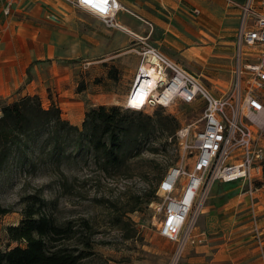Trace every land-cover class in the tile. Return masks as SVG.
<instances>
[{"label": "rangeland", "instance_id": "374dc122", "mask_svg": "<svg viewBox=\"0 0 264 264\" xmlns=\"http://www.w3.org/2000/svg\"><path fill=\"white\" fill-rule=\"evenodd\" d=\"M87 13L83 15L94 17ZM48 19L52 21L51 17ZM236 28L230 31L231 36L218 38V41L226 42L217 45V54L207 61L191 54H179L169 42L162 44L165 33L161 29L154 37L159 39L162 45L158 46L165 55L193 73L215 95L221 96L233 90L234 40L239 26ZM106 29L115 33L105 35L103 40L75 37L54 41L53 54L34 61L40 70L38 77L44 80L43 88L39 87V93L35 95L41 98L44 107L57 105L62 117L79 127L92 106L124 107L142 61L137 52L141 43L136 36L120 29ZM150 41L147 39L152 44ZM19 93L22 90L16 91ZM20 96L23 95L1 97L0 109L4 103ZM161 107L165 114L177 118L180 124L177 134L156 133L149 142L135 148L121 166H109L106 171L103 170V159L96 158L91 151H77L72 146L67 147L59 160L54 159L50 148L42 152L41 139L16 150L0 175V202L13 209L0 219V247H6L5 228L21 219L23 196L39 191L51 203V212L61 221H73L80 231H85L83 220L91 224L94 253L86 259L87 264H188L187 257L199 256L194 250L187 255L186 250L208 244L209 232L202 234L205 237L202 242L189 243L180 255L177 244L160 234L164 212L157 184L163 171L167 173L177 164L192 166V150H184L182 142L187 140L192 144L195 134L203 128L204 108L199 102L178 100L169 107L158 105L141 111L154 115ZM183 131L187 132L186 137L182 136ZM260 179H264V174ZM217 183L214 181L208 187L202 210L195 218V214L191 216L195 221L194 233L207 230L208 222L202 212ZM246 184L239 187L238 193L246 191L250 185ZM253 187L261 186L253 184ZM217 202H221L220 196ZM132 207L136 209L130 211ZM257 218L259 224V215ZM250 219L255 220L253 216L247 218L249 223ZM219 221L222 222L221 217ZM244 230L248 231L246 247L240 254L247 260L242 264H253L255 259L264 264V227L256 233L250 223ZM15 245L17 243H12L11 247Z\"/></svg>", "mask_w": 264, "mask_h": 264}, {"label": "built area", "instance_id": "2783aa9c", "mask_svg": "<svg viewBox=\"0 0 264 264\" xmlns=\"http://www.w3.org/2000/svg\"><path fill=\"white\" fill-rule=\"evenodd\" d=\"M68 1L107 27L131 33L140 41L137 52L142 61L124 108L141 111L158 105L169 107L178 100L199 102L204 108L203 128L192 144L182 142L184 150H192V166L177 164L170 168L158 186L164 212L160 234L177 244L180 255L189 243L205 240L202 232L194 233L191 216L195 214V218L202 210L212 182L243 181L253 186L264 174V0H226L240 10V24L234 40L233 90L221 96L147 38L128 30L118 19L125 10L118 0ZM51 19L60 21L55 15ZM145 79L148 86L141 88ZM136 99L141 100L140 109L131 107ZM186 135L183 131L182 136Z\"/></svg>", "mask_w": 264, "mask_h": 264}, {"label": "crops", "instance_id": "0c3cea01", "mask_svg": "<svg viewBox=\"0 0 264 264\" xmlns=\"http://www.w3.org/2000/svg\"><path fill=\"white\" fill-rule=\"evenodd\" d=\"M118 2L125 9L118 19L128 30L152 40V45L160 50L158 45L169 42L179 54H191L204 61L217 54V45L226 42L218 38L231 36L230 31H235L240 24V10L226 0ZM79 10L68 0H0V98L39 93L44 80L38 77L40 70L34 61L50 57L55 50L54 41L75 37L103 40L105 35H114L100 19L85 17L83 14L87 12ZM53 15L60 21L48 19ZM160 29L165 33L162 44L154 37ZM18 90L22 93L16 94ZM217 182L202 212L208 224L207 230L200 232H209L211 237L208 244L187 248V255L193 250L199 253V256L187 257L188 264H242L247 260L240 254L246 247L248 231L244 229L251 223L253 230L259 233L264 227V186L248 184L246 191L238 193L246 182ZM219 196L221 202H217ZM252 216L255 220L250 219L249 223L247 218ZM252 261L263 264L261 260Z\"/></svg>", "mask_w": 264, "mask_h": 264}, {"label": "trees", "instance_id": "16d2710c", "mask_svg": "<svg viewBox=\"0 0 264 264\" xmlns=\"http://www.w3.org/2000/svg\"><path fill=\"white\" fill-rule=\"evenodd\" d=\"M1 111L0 175L16 150L38 139L42 140V152L50 148L55 160L72 146L103 159L106 171L109 166H121L135 148L156 133L174 136L180 126L177 118L165 114L162 107L150 115L123 106L100 105L88 109L79 127L64 119L57 105L44 107L38 95L29 94L4 103ZM165 174L163 171L159 175L157 188ZM255 184L263 186L264 179ZM22 204L20 221L5 228L7 243L4 249L0 247V264H87L86 259L94 253L89 221H82L86 233L73 221H61L39 191L23 196ZM12 211L0 202V219ZM12 243L17 245L11 247Z\"/></svg>", "mask_w": 264, "mask_h": 264}, {"label": "bare ground", "instance_id": "6f19581e", "mask_svg": "<svg viewBox=\"0 0 264 264\" xmlns=\"http://www.w3.org/2000/svg\"><path fill=\"white\" fill-rule=\"evenodd\" d=\"M150 71V73H152V74H154V72H153V70H149ZM154 78H156V77H154ZM139 86V85H138ZM144 86L145 87H147L148 86V80L146 81V79L145 80H142V84H141V88H144ZM153 86V85H152ZM127 102H129V96H128V98H127ZM141 100H134V101H132L131 102V107L132 108H136V109H140L141 108Z\"/></svg>", "mask_w": 264, "mask_h": 264}]
</instances>
